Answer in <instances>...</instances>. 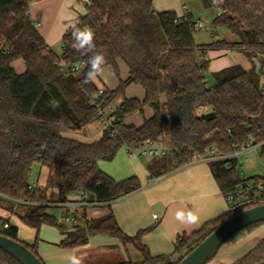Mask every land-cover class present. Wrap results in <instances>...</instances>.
<instances>
[{
  "label": "trees",
  "instance_id": "obj_1",
  "mask_svg": "<svg viewBox=\"0 0 264 264\" xmlns=\"http://www.w3.org/2000/svg\"><path fill=\"white\" fill-rule=\"evenodd\" d=\"M40 1L0 0V208L37 232L45 224L55 226L64 235L60 243L64 248L84 246L91 237L102 235L131 244L142 255L138 263L102 259L92 264H160L163 258L153 256L142 242L152 227L130 236L110 212L87 219L85 225L72 224L69 229L51 212L52 204L79 193H90L95 202L106 204L139 190L138 177L116 181L99 163L111 162L122 148L142 145L148 139L163 137L179 149L175 155L147 164L153 177L212 150L231 155L247 145L260 146L259 157L264 161V0H223L218 4L202 0L205 7L220 11L213 24L225 26L238 37L236 42L207 44L195 42V23L189 15L157 12L153 0H90L86 13L64 33L60 55L45 42L31 19V4ZM73 28L94 33L96 51L106 56L103 69L112 66L118 73L122 62L129 70L126 81L115 90L106 89L99 99L101 106L120 100L114 135L103 131L92 143L63 134L97 122L92 98L99 88L96 83L83 82L88 55L72 47ZM212 49L240 52L251 67L235 64L223 68L213 73L214 84L209 85L206 57ZM60 58L70 65H85L80 73L69 75L59 65ZM19 60L25 65L23 73L14 67ZM131 83L143 88V100L125 96ZM50 100L58 102V107H51ZM146 107L153 114L141 126L126 123L129 116L143 114ZM205 109L208 111L203 112ZM235 164L234 159L209 163L223 194L240 182ZM36 166L40 172L43 167L48 169L45 189L34 184ZM255 178L264 183V177ZM49 188L57 189L56 201L49 200ZM235 214L228 212L189 235H181L174 264ZM3 220L9 227L0 234L22 243L39 257L38 242L30 245L21 241L18 226L9 218ZM262 224L244 230L252 232ZM0 264L21 263L0 249ZM233 264H264V239Z\"/></svg>",
  "mask_w": 264,
  "mask_h": 264
},
{
  "label": "crops",
  "instance_id": "obj_2",
  "mask_svg": "<svg viewBox=\"0 0 264 264\" xmlns=\"http://www.w3.org/2000/svg\"><path fill=\"white\" fill-rule=\"evenodd\" d=\"M172 6L164 5V3L158 2V0H153V7L157 12H160L162 9H167L166 7L171 8ZM86 11L87 4L83 0H43L41 2L32 3L30 7L31 19L39 33L43 36L45 42L49 46L60 43L61 52L64 33L69 28L76 25L79 18L83 16ZM52 46L50 47L54 50ZM231 52L240 53L237 51H227L225 55ZM250 67L251 63L247 60V65L246 67L244 66V68L249 69ZM146 108L143 114H145ZM207 111L208 109L203 110V112ZM150 112L151 114L148 117L144 116V119H148L152 116V110ZM143 122L135 126H141ZM126 123L134 125L127 120ZM86 128L81 131L66 130L63 134L70 139L84 143H92L99 140L102 136L103 128L101 127V129L97 131V129L94 130L95 127L93 126L92 129H94L92 130L93 133H91V140H84L81 135L86 133ZM92 134L94 135L92 136ZM124 149L118 152L113 161L100 162L99 167L116 181H122L136 176L141 181L142 187L136 192L111 203H98L97 205L102 206V209L101 211L95 212L92 217L100 218L112 212L122 230L130 236H135L141 230L152 227V231L144 235L142 239L143 244L149 248L153 256L163 258L164 261L160 264L170 260L175 262L179 257V253L175 252V247L181 235H189L201 229L208 221L229 212V205L225 198V194H223L219 188L212 174L209 162L207 161L197 159L179 168L169 170L159 177H153L147 170V164L150 163L152 158L147 162H143L139 157L129 155L126 149ZM249 154L243 155L245 161H249ZM247 175L264 177L262 175H251L249 173ZM154 178H158V182H154ZM34 184L36 183L34 182ZM85 195L87 200L94 201V196L92 194L85 193ZM71 198L79 199L81 198V194H74L69 199ZM52 205L53 209H61L58 211V213H60L59 216L57 217L55 215L61 220L62 215L65 213V209L60 203H53ZM88 207L89 206L84 205L78 209L75 225H85L87 219H92L88 217ZM53 209L51 210L52 213ZM189 209L198 216V220L195 224L186 225L176 220L175 216L177 212L187 211ZM154 215H157L158 219H155ZM7 218H9L13 224L17 225L18 228L19 224L23 225L19 219L0 208V219ZM60 236L61 243L64 239V235L60 232ZM19 237L21 241L32 245L30 243L31 239L23 236L20 233V229ZM263 239L264 224L252 232L243 230L230 238L227 241L228 243L226 242L227 244H224L225 246L223 245L224 247L222 246L223 248L221 247L222 249L220 248L217 255L207 264H233L248 254ZM38 249L42 251L41 246H38ZM69 254L70 257L77 256L83 258V264L96 263L102 259L118 261L119 257H121L122 260H131L135 263L142 260L141 253L135 249L133 245H123L115 238L102 235L91 237L88 244L84 246L71 248ZM43 255L47 257L46 252H44ZM48 262L49 264H69V261L64 262L56 258H48Z\"/></svg>",
  "mask_w": 264,
  "mask_h": 264
},
{
  "label": "rangeland",
  "instance_id": "obj_3",
  "mask_svg": "<svg viewBox=\"0 0 264 264\" xmlns=\"http://www.w3.org/2000/svg\"><path fill=\"white\" fill-rule=\"evenodd\" d=\"M41 2V1H40ZM158 2L164 3V5L172 6L171 8L166 7L167 9H162L161 11L172 10L175 11L178 17H183L185 14L191 17L194 23H201L204 30H198L194 28L193 36L194 40L197 44H207L212 43L219 40H225L228 42H236L238 41V37L234 35L228 28L225 26H215L213 21L215 17L220 13L219 9L215 7H205L202 0H158ZM185 12V13H184ZM185 15V16H186ZM52 46V45H50ZM56 53L61 54V44L58 43L52 46ZM225 50H209L207 53L206 59H208V69H207V81L209 85L214 84L213 73L222 70L223 68L239 64L241 66L247 65V60L243 54H238L231 52L228 55H225ZM14 67L18 73H23L25 71V65L23 61L19 60L14 63ZM128 78V69L124 63H119V72L116 73L112 66L105 67L101 74L97 78L96 85L100 89H109L115 90L120 86L121 81H126ZM144 90L143 88L135 83H131L125 88V96L127 98H137L140 100L144 99ZM120 100H116L113 103L114 107H117ZM150 108H146L145 114L135 113L128 117L127 121L129 123H133L134 125H140L143 122L144 116L148 117L151 112ZM95 127L94 130L97 129L99 131L101 126L99 123H93V125L88 126L86 129V133L82 131V138L84 140H91L92 127ZM94 134H92L93 136ZM124 149V148H122ZM125 150V149H124ZM249 161H245V157L242 156L240 158V162L243 164L242 171L246 174L251 175H262L264 176V161L259 160L254 153H250L248 155ZM143 162H147L151 159L149 156H143L139 158ZM40 173V174H39ZM48 173V169L46 167L42 168V172L38 166L35 167L33 172V181L37 184L39 188L45 189L46 176ZM48 198L51 201H56L58 199V191L55 188L47 189ZM102 206L99 205H91L87 209L88 217H92L95 212L101 211ZM60 208L53 209L54 215L57 217L60 213ZM71 224L68 223V228L71 229ZM20 233L23 236H26L30 240L31 244H34L36 241L38 242V246H41L42 251L39 250V257L45 262V264H49L48 258H56L57 260H62L64 262L69 261V250L70 248H64L60 246V231L52 225L45 224L43 225L39 232L36 230L19 224ZM228 243V242H227ZM225 243V245L227 244ZM224 245V246H225ZM223 246V247H224ZM222 247V248H223ZM221 248V249H222ZM46 252V256L43 255ZM44 256V257H43ZM120 258V259H119ZM118 258V261L122 260L121 257ZM163 264H174V261H166Z\"/></svg>",
  "mask_w": 264,
  "mask_h": 264
},
{
  "label": "built area",
  "instance_id": "obj_4",
  "mask_svg": "<svg viewBox=\"0 0 264 264\" xmlns=\"http://www.w3.org/2000/svg\"><path fill=\"white\" fill-rule=\"evenodd\" d=\"M67 1V0H65ZM86 4H90V0H83ZM194 28L198 30H204L202 24L199 22L194 24ZM58 63L63 67L67 74L76 75L80 73L84 67V62H78L75 64H68L62 58L58 60ZM106 89H98V92L92 98V104L97 108V123L103 128V131H109L111 135H114L112 128L115 123V112L116 107L113 104H107L106 106H101L99 99L104 96ZM260 146L247 145L241 150L235 151L231 155H220L215 150L210 151L205 156H196L194 160L201 159L207 162H213L217 160H236L235 170L239 177V184L235 189L231 190L225 194V198L229 205V212L239 213L245 209L264 205V183L255 176H249L241 169L243 164L240 162V158L243 155L254 153L256 157L260 160L259 149ZM129 155L134 157L149 156L152 159H158L165 156H172L179 152V149L173 147L166 138L159 137L157 140H146L142 145L138 146H127L125 147ZM158 178H154V182H158ZM81 198L79 199H68L65 202H61L60 205L65 209V213L61 217V221L66 223L74 224L77 221L78 209L81 206H91L97 205L95 201H89L84 193H80ZM18 203V201H17ZM155 219H158L157 215H154ZM9 227V223L0 219V231Z\"/></svg>",
  "mask_w": 264,
  "mask_h": 264
},
{
  "label": "water",
  "instance_id": "obj_5",
  "mask_svg": "<svg viewBox=\"0 0 264 264\" xmlns=\"http://www.w3.org/2000/svg\"><path fill=\"white\" fill-rule=\"evenodd\" d=\"M262 222H264V205L245 209L220 224L177 264H207L235 234L251 225ZM0 249L21 264H44L25 245L1 234Z\"/></svg>",
  "mask_w": 264,
  "mask_h": 264
},
{
  "label": "clouds",
  "instance_id": "obj_6",
  "mask_svg": "<svg viewBox=\"0 0 264 264\" xmlns=\"http://www.w3.org/2000/svg\"><path fill=\"white\" fill-rule=\"evenodd\" d=\"M223 0H213L214 4L222 3ZM72 47L80 52L82 55H88V71L85 74L84 83L97 82L98 76L103 70L106 63V56L104 53L96 51V44L94 42V33L90 30H83L80 28H73L72 30ZM51 107H58V102L50 100ZM176 220L182 224H195L198 216L191 210L179 211L175 216ZM69 264H83V258L77 256L69 257Z\"/></svg>",
  "mask_w": 264,
  "mask_h": 264
}]
</instances>
